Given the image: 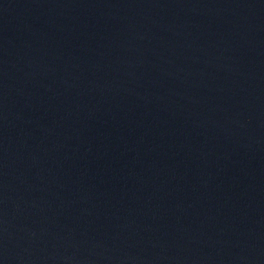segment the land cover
I'll return each instance as SVG.
<instances>
[{"label":"water","instance_id":"obj_1","mask_svg":"<svg viewBox=\"0 0 264 264\" xmlns=\"http://www.w3.org/2000/svg\"><path fill=\"white\" fill-rule=\"evenodd\" d=\"M0 264H264V0H0Z\"/></svg>","mask_w":264,"mask_h":264}]
</instances>
